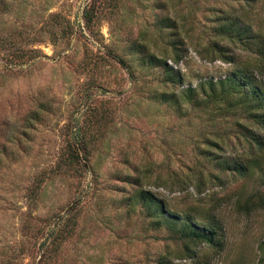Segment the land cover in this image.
Listing matches in <instances>:
<instances>
[{"label":"rangeland","instance_id":"374dc122","mask_svg":"<svg viewBox=\"0 0 264 264\" xmlns=\"http://www.w3.org/2000/svg\"><path fill=\"white\" fill-rule=\"evenodd\" d=\"M221 12L264 37V0H0V264H264V209L236 207L264 197V158L235 179L205 155L247 160L257 151L238 124L262 131L239 113L157 99L263 68L216 35ZM139 51L166 59L183 85L162 82ZM136 190L200 223L212 213L221 253L201 244L185 257L130 200Z\"/></svg>","mask_w":264,"mask_h":264},{"label":"trees","instance_id":"16d2710c","mask_svg":"<svg viewBox=\"0 0 264 264\" xmlns=\"http://www.w3.org/2000/svg\"><path fill=\"white\" fill-rule=\"evenodd\" d=\"M240 3L252 5L257 0H237ZM218 22L213 29L220 38H226L232 42H237L244 50L254 53L260 59L262 69L257 71L246 67H235L230 75L223 79H206L199 82L195 88L186 87L177 95L157 96L160 102L180 107L181 104L191 106L194 109L212 108L216 110V115L221 118L233 116L236 113L251 122L260 132H255L246 126L239 125L241 131L246 135L245 139L249 146L257 151L247 160L239 157L221 158L215 156L213 152L206 151L205 155L210 156L209 160L214 162L219 170L230 172L235 178L248 179L254 175V169H260L259 158H264V37L255 33L250 25H247L242 15L236 13L221 12L217 18ZM167 29H175L174 22L169 19L161 20L160 26ZM216 47L220 59L226 63H233L234 56L226 53L224 47L218 41L212 42ZM144 50V48H142ZM215 51V53H217ZM139 62L146 68L162 70V82L174 86L183 85L180 73L167 64L166 59L157 57L154 54L139 51ZM238 123V122H237ZM246 133V134H245ZM211 146L216 144L211 143ZM164 187V186H161ZM134 204L140 203L146 212V218L152 230H165L170 239L181 242L185 245V257L195 256V251L190 246L198 247L201 244L209 246L214 254L221 253L223 249L224 232L219 221L210 213L202 223L190 214L179 215L172 211L166 203L156 200L149 191L136 190L130 197ZM237 209L243 214H250L258 209H264V197L252 194L245 200L241 197L236 201ZM261 254L264 253V242L259 245ZM182 258V257H181ZM159 264H171L167 259L160 260Z\"/></svg>","mask_w":264,"mask_h":264}]
</instances>
